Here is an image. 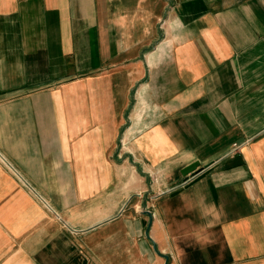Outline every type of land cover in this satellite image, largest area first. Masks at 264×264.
I'll return each instance as SVG.
<instances>
[{
  "label": "crops",
  "instance_id": "0c3cea01",
  "mask_svg": "<svg viewBox=\"0 0 264 264\" xmlns=\"http://www.w3.org/2000/svg\"><path fill=\"white\" fill-rule=\"evenodd\" d=\"M0 154V264H264V0H0Z\"/></svg>",
  "mask_w": 264,
  "mask_h": 264
},
{
  "label": "water",
  "instance_id": "95a60500",
  "mask_svg": "<svg viewBox=\"0 0 264 264\" xmlns=\"http://www.w3.org/2000/svg\"><path fill=\"white\" fill-rule=\"evenodd\" d=\"M207 168L208 167H201V163L196 161V162L188 165L187 167H185L182 170V175L186 178L191 176V175H199L200 177H203L207 173V171H206ZM197 179H195V180H197Z\"/></svg>",
  "mask_w": 264,
  "mask_h": 264
},
{
  "label": "built area",
  "instance_id": "2783aa9c",
  "mask_svg": "<svg viewBox=\"0 0 264 264\" xmlns=\"http://www.w3.org/2000/svg\"><path fill=\"white\" fill-rule=\"evenodd\" d=\"M241 147V145H234V149H233V151H237L239 148ZM0 156H1V154H0ZM2 157V156H1ZM3 158V157H2ZM4 159V158H3ZM5 160V159H4ZM10 166V168H11V170L12 171H14L16 174H17V176L19 177V178H22L21 176H20V174L18 173V171L12 166V165H9ZM187 182L188 181H186V182H184L181 186H185L186 184H187Z\"/></svg>",
  "mask_w": 264,
  "mask_h": 264
}]
</instances>
